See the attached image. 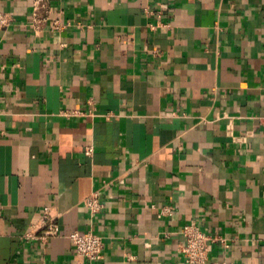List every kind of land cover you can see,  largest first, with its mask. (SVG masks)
I'll use <instances>...</instances> for the list:
<instances>
[{
  "label": "crops",
  "instance_id": "crops-1",
  "mask_svg": "<svg viewBox=\"0 0 264 264\" xmlns=\"http://www.w3.org/2000/svg\"><path fill=\"white\" fill-rule=\"evenodd\" d=\"M40 3L0 0V264H191V222L264 264V0Z\"/></svg>",
  "mask_w": 264,
  "mask_h": 264
},
{
  "label": "built area",
  "instance_id": "built-area-1",
  "mask_svg": "<svg viewBox=\"0 0 264 264\" xmlns=\"http://www.w3.org/2000/svg\"><path fill=\"white\" fill-rule=\"evenodd\" d=\"M40 0H35L34 21L38 22V10L41 8ZM12 23V17L9 13L0 11V29L9 26ZM59 19L53 18L52 27L59 28ZM84 204L91 212H96L101 208V201L96 193L89 195ZM40 232L28 230L24 233L26 239L39 238L42 241L50 236L58 233V225L48 213H44L40 217ZM181 233L184 236V243L179 250L184 255L187 262L191 264H205L209 249V243L213 238L201 231L195 223H187L183 225ZM69 238L75 246L76 253L89 259L94 260L101 257L103 241L101 236L91 231L84 233L72 232Z\"/></svg>",
  "mask_w": 264,
  "mask_h": 264
}]
</instances>
